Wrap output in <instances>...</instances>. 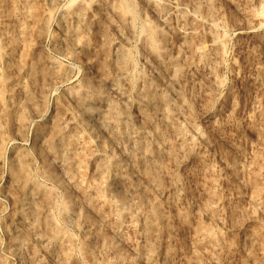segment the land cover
<instances>
[{"label":"rangeland","instance_id":"374dc122","mask_svg":"<svg viewBox=\"0 0 264 264\" xmlns=\"http://www.w3.org/2000/svg\"><path fill=\"white\" fill-rule=\"evenodd\" d=\"M151 1L0 0V264H264V0Z\"/></svg>","mask_w":264,"mask_h":264},{"label":"bare ground","instance_id":"6f19581e","mask_svg":"<svg viewBox=\"0 0 264 264\" xmlns=\"http://www.w3.org/2000/svg\"><path fill=\"white\" fill-rule=\"evenodd\" d=\"M149 1V3H150V5H151V7L156 11V12H158L159 14H161L160 12H161V9L162 8H159V4L157 5L155 2H153V1H151V0H148ZM156 1V0H155ZM157 2V1H156ZM162 7V6H161ZM156 42H153V45H157V44H155ZM159 46V45H158ZM152 49V48H151ZM154 51H156V50H154ZM126 56V57H125ZM124 57V59L126 60L127 59V55H125ZM125 76H126V74H124ZM129 75V74H128ZM128 78V77H127ZM110 105V104H109ZM112 106V105H111ZM117 107V106H116ZM111 110V109H110ZM115 111V110H114ZM117 111V110H116ZM109 112V111H108ZM108 112H107V114H108ZM115 113V112H114ZM114 115V114H113ZM165 115L168 117L169 116V114H168V112H166L165 113ZM119 116V115H118ZM107 117V116H106ZM113 117V116H112ZM110 120V119H109ZM112 120V119H111ZM107 121H108V119H107ZM110 121H108V123H109ZM114 122V121H113ZM115 123V122H114ZM118 123V122H117ZM112 125V124H111ZM117 125V124H116ZM52 139V138H51ZM53 144V143H52ZM52 147V146H51ZM145 147V146H144ZM143 152V154L145 153V152H148V148H144V151H142ZM144 156V155H143ZM148 163V162H147ZM147 165V164H146ZM155 165V164H154ZM157 168V167H156ZM145 169V168H144ZM153 169V168H152ZM151 168H147V169H145L144 171H145V174H146V176L149 178V180H151V181H157V176H156V178H155V176L153 175L154 173H152V170ZM159 183V182H158ZM68 207V206H67ZM157 208V207H156ZM67 211V210H66ZM69 211V210H68ZM153 214H154V212H152ZM155 216V215H154ZM149 217V216H148ZM157 218V217H156ZM154 220V219H153ZM118 221V220H117ZM151 220L149 219V222H150ZM147 222V221H146ZM147 223L146 224V228L149 230V229H151L153 226H152V223L154 222L155 223V221H151L152 223ZM154 228V227H153ZM156 229V228H155ZM146 231V230H145ZM148 232V231H147ZM200 233V232H199ZM154 235V234H153ZM210 237V236H209ZM151 250V249H150ZM153 250V249H152ZM150 251L148 250V253H149ZM151 253V252H150ZM151 256V255H150ZM151 260V259H150Z\"/></svg>","mask_w":264,"mask_h":264}]
</instances>
